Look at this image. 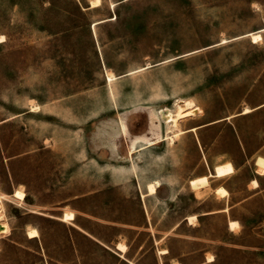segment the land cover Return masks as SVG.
<instances>
[{
	"label": "rangeland",
	"instance_id": "1",
	"mask_svg": "<svg viewBox=\"0 0 264 264\" xmlns=\"http://www.w3.org/2000/svg\"><path fill=\"white\" fill-rule=\"evenodd\" d=\"M0 36V264H264V0H0Z\"/></svg>",
	"mask_w": 264,
	"mask_h": 264
},
{
	"label": "bare ground",
	"instance_id": "2",
	"mask_svg": "<svg viewBox=\"0 0 264 264\" xmlns=\"http://www.w3.org/2000/svg\"><path fill=\"white\" fill-rule=\"evenodd\" d=\"M99 3H100V0H90V5L91 6H96ZM1 38H2V36H0V40H2ZM260 38H261V33L259 31H257V32L252 31V32H250V39H251V41H253V42L254 41H257ZM32 106H34V104ZM249 110H250V106L249 107L248 106H244L242 108L241 112H248ZM200 111H201V108L195 102H193L192 100H190V99H183V98L182 99H179L178 98V99H176L174 101V103L171 106H168V105L167 106H159L154 111V113L152 114V116L155 117L156 119H159L162 123H164L167 126V131H169V132L171 131L172 132V134H166V136H165V138H167V140L169 141V143L172 144L174 142L175 138L177 137V135L180 132L183 131L178 126L179 121L181 119L185 118V117H195V115H197ZM190 129L193 130L194 127H191ZM142 151H145V150L142 149ZM142 151H140V152H142ZM146 157H147V155H146ZM152 157H154V156H152ZM158 157H160V155ZM254 161H255V164H256L255 171H257L260 174H264V157L262 155H258L255 158ZM146 162H148V161L146 160ZM127 165H126V169H129V168H127L128 167ZM129 166H130V163H129ZM118 168L120 169V167H118ZM112 170H114V169H112ZM145 171H146V168H145ZM232 172H233V165H232V163L230 161H224V162L216 163V164H214V167H213V173L212 172H209L207 174L197 175L196 177L190 178L189 179V184H190V186L194 190H197V188H200L202 186H207L209 184V177L210 176H213V177H215V176L216 177H221V176H225L227 174H230ZM122 174H123V172H122ZM251 183H253L254 185H257L258 184V181H257L256 178H252L251 179ZM159 185H160V182H159L158 179H154V180L148 181L146 183V191L145 192H142V195L143 196H145V195H151L152 196V194H155L156 193L157 187ZM214 191L217 194H219L220 196H224L227 193V190H225V188L223 186H215ZM12 196H16L17 198H19L21 200H23L24 197H25L24 192L21 191V190H19V189H15L14 192L12 193ZM1 198L2 197L0 196V208H1V200H2ZM223 209H225V208H223ZM71 217H73V213L70 210L64 212V215H63V218L64 219H69ZM194 218H195L194 215L189 216V220H193ZM236 223H237V221L235 219L234 220H229V227H234V225ZM8 229H9L8 228V223L4 220L3 214H1V210H0V234H2V233H8ZM26 232H27V235L29 237H33V235L38 234V232H37V230H36L35 227H28L26 229ZM117 248H119L122 251H125V245L122 242L117 243ZM167 251H168L167 248L160 249V253L167 252ZM212 259H213L212 255H208L207 260H212ZM172 264H182V263L181 262H174Z\"/></svg>",
	"mask_w": 264,
	"mask_h": 264
},
{
	"label": "crops",
	"instance_id": "3",
	"mask_svg": "<svg viewBox=\"0 0 264 264\" xmlns=\"http://www.w3.org/2000/svg\"><path fill=\"white\" fill-rule=\"evenodd\" d=\"M106 19V18H105ZM105 19H102V20H105ZM100 20V19H99ZM98 22H101V21H98ZM97 23V22H96ZM261 105V104H260ZM262 105H264V103H262ZM259 106V105H258ZM253 108H255V107H250V110L249 111H251ZM248 111V112H249ZM248 112H241V113H248ZM258 155H262V154H258ZM258 155H256L255 156V158L258 156ZM263 157H264V155H262ZM255 160V159H254ZM254 164H255V161H254ZM256 165V164H255ZM254 170H255V168H254ZM257 172V171H256ZM258 173V172H257ZM260 176H264V174H260V173H258V174H255V177H252V178H256L257 179V181H258V178L260 177ZM251 178V179H252ZM250 182H251V180H250ZM258 185V184H257ZM71 211L72 213H73V217H71V218H69V219H64L63 218V215H64V212H66V211ZM69 210H65V211H63V214H62V216L60 217L61 218V220H63V221H68V222H72V220L74 219V217H75V213L71 210V209H69ZM34 227V226H33ZM36 228V227H35ZM36 230H37V228H36ZM38 232V231H37ZM27 233V232H26ZM37 235H39V232H38V234H36V235H33V236H37ZM28 236V235H27ZM29 237V236H28ZM30 238H33V237H30ZM117 243H119V242H117ZM117 243H116V248H117ZM120 252H125L126 251V245H125V251H122V250H120L119 248H117Z\"/></svg>",
	"mask_w": 264,
	"mask_h": 264
},
{
	"label": "water",
	"instance_id": "4",
	"mask_svg": "<svg viewBox=\"0 0 264 264\" xmlns=\"http://www.w3.org/2000/svg\"><path fill=\"white\" fill-rule=\"evenodd\" d=\"M102 19H105V18H101V19H100V20H98V21H101ZM98 21H97V22H98Z\"/></svg>",
	"mask_w": 264,
	"mask_h": 264
}]
</instances>
